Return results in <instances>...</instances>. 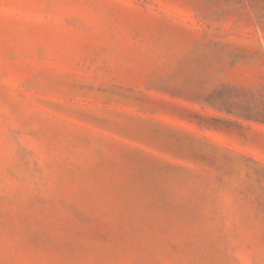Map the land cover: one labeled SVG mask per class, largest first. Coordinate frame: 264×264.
I'll use <instances>...</instances> for the list:
<instances>
[{"label":"rangeland","instance_id":"374dc122","mask_svg":"<svg viewBox=\"0 0 264 264\" xmlns=\"http://www.w3.org/2000/svg\"><path fill=\"white\" fill-rule=\"evenodd\" d=\"M0 264H264V0H0Z\"/></svg>","mask_w":264,"mask_h":264}]
</instances>
